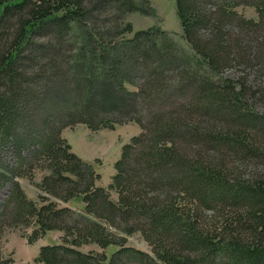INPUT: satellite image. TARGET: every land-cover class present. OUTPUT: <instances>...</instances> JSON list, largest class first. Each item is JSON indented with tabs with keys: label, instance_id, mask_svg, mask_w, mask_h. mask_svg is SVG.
<instances>
[{
	"label": "trees",
	"instance_id": "1",
	"mask_svg": "<svg viewBox=\"0 0 264 264\" xmlns=\"http://www.w3.org/2000/svg\"><path fill=\"white\" fill-rule=\"evenodd\" d=\"M175 7L187 49L156 26L126 36L149 0H0V264L5 229L27 227L30 244L62 233L43 264H264V0ZM126 122L141 131L98 186L61 131Z\"/></svg>",
	"mask_w": 264,
	"mask_h": 264
},
{
	"label": "rangeland",
	"instance_id": "2",
	"mask_svg": "<svg viewBox=\"0 0 264 264\" xmlns=\"http://www.w3.org/2000/svg\"><path fill=\"white\" fill-rule=\"evenodd\" d=\"M149 1L154 13L152 15H143L138 12L128 14L126 20L132 24L133 31L126 36L130 37L137 30L156 26L172 34L177 43L187 49V43L183 39L182 28L176 14L175 0ZM236 10L246 18H257V13L252 6H238ZM140 131L139 125L134 122L115 124L112 128H99L96 130L88 128L83 123H77L73 127L63 128L61 135L77 156L93 166L94 171L98 175L95 184L106 188L111 183L112 176L115 172L114 163L120 157L122 146ZM40 177L41 173L36 172L34 181H38ZM18 181L27 197L37 201L40 192L37 187L27 178H19ZM6 193L7 187L0 189V203ZM110 194L111 198L116 199L115 191H110ZM57 202L60 205H67L76 209H81L83 206V203L77 199H72L66 203L61 201ZM5 230L1 239V247L4 254H11L14 264H43L42 262L36 261L40 247L60 243V236L62 235L57 230L48 231L44 237L30 244L22 236V232L29 233L31 227L25 229L7 228ZM127 245L151 253L147 242L138 233L127 237ZM80 249L83 251L91 249L100 250L94 244L83 245ZM116 249L117 247L115 245H109L106 247L105 252L110 256Z\"/></svg>",
	"mask_w": 264,
	"mask_h": 264
}]
</instances>
